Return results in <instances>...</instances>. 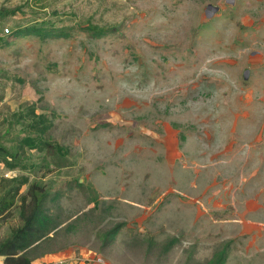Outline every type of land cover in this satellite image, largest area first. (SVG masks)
I'll use <instances>...</instances> for the list:
<instances>
[{
  "label": "rangeland",
  "instance_id": "rangeland-1",
  "mask_svg": "<svg viewBox=\"0 0 264 264\" xmlns=\"http://www.w3.org/2000/svg\"><path fill=\"white\" fill-rule=\"evenodd\" d=\"M16 7L0 19V193L21 176L46 192L31 264H213L225 245V264H264V0H0ZM46 22L70 37L14 35ZM33 103L64 154L24 148L9 170Z\"/></svg>",
  "mask_w": 264,
  "mask_h": 264
},
{
  "label": "trees",
  "instance_id": "trees-1",
  "mask_svg": "<svg viewBox=\"0 0 264 264\" xmlns=\"http://www.w3.org/2000/svg\"><path fill=\"white\" fill-rule=\"evenodd\" d=\"M21 13V7L11 10L0 9V19ZM51 25L50 22H46L26 26L18 29L14 35L36 36L41 40L67 39L70 37L71 29H54ZM80 28L89 37L94 39L114 34L118 30L116 27H102L91 23H87ZM16 118L18 122L23 124L26 135L19 140L17 153L10 155V157L7 156V158H10V161H4L9 170H14L18 166L24 168L20 165L21 160L18 154V151L23 152L24 148L38 152L54 151L58 155L64 154L61 146L46 139V135L52 129L54 120L56 119L54 113H38L36 103H33L28 105L24 111L19 112ZM1 153L5 154V150L2 147H0ZM5 155H8L7 151ZM9 182H11V186L6 189L4 188L0 193V218L9 216L15 203L18 201V219L24 221V224L21 228L12 229L6 237L0 240V258L3 259L2 264H31V260L21 252L32 244L34 236L38 235L41 231L42 221L45 217L43 200L46 192L37 184H29V180L25 176L11 178ZM23 187H27V190L22 195L20 192ZM120 228L121 225H116L104 234V239L113 240ZM226 248L227 245L216 256L213 264H225L227 258Z\"/></svg>",
  "mask_w": 264,
  "mask_h": 264
},
{
  "label": "crops",
  "instance_id": "crops-1",
  "mask_svg": "<svg viewBox=\"0 0 264 264\" xmlns=\"http://www.w3.org/2000/svg\"><path fill=\"white\" fill-rule=\"evenodd\" d=\"M0 259H2V258H0Z\"/></svg>",
  "mask_w": 264,
  "mask_h": 264
},
{
  "label": "water",
  "instance_id": "water-1",
  "mask_svg": "<svg viewBox=\"0 0 264 264\" xmlns=\"http://www.w3.org/2000/svg\"><path fill=\"white\" fill-rule=\"evenodd\" d=\"M80 182H81V181H80ZM80 182H79V183H80Z\"/></svg>",
  "mask_w": 264,
  "mask_h": 264
}]
</instances>
